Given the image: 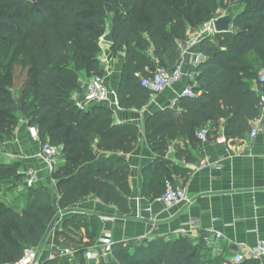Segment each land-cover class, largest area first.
Instances as JSON below:
<instances>
[{"label":"trees","instance_id":"obj_1","mask_svg":"<svg viewBox=\"0 0 264 264\" xmlns=\"http://www.w3.org/2000/svg\"><path fill=\"white\" fill-rule=\"evenodd\" d=\"M231 0H0V143L13 140L20 121L37 129L39 141L59 146L61 156L48 180L26 187L18 210L0 198V264H14L26 248H36L57 211L65 210L83 194L130 212L129 165L117 152L132 151L140 129L133 123H115L103 103L81 110L74 105L91 76H103L100 39L109 31V51L123 54L116 90L122 109H141L150 92L140 83L157 66L172 72L179 60L178 43L187 31L217 18ZM227 32L202 37V57L190 83L193 96L178 98L179 110L165 108L147 117L145 140L157 157L142 169L141 192L154 199L164 192L165 181L174 186L176 164L163 159L167 143L180 135L189 142L177 156L196 150L195 132L208 127L240 138L260 115V95L251 83L264 68V0H239ZM96 151L107 153L98 156ZM183 170V169H182ZM185 174V170L180 171ZM47 176V175H46ZM25 180L21 162H0V190L19 187ZM25 184V183H24ZM87 242L77 240L65 225L63 243L75 247L73 264H96L84 257L99 237L96 215L73 220ZM110 255L117 264H223L211 256L201 240L186 235L143 240L130 248L112 242ZM43 264H63L59 256ZM238 264H255L244 261Z\"/></svg>","mask_w":264,"mask_h":264},{"label":"crops","instance_id":"obj_2","mask_svg":"<svg viewBox=\"0 0 264 264\" xmlns=\"http://www.w3.org/2000/svg\"><path fill=\"white\" fill-rule=\"evenodd\" d=\"M197 30V28L188 30L187 38L178 43L180 57L177 65L181 67L182 72L180 81L157 95H150L148 102L139 110L122 109L117 106L115 95L123 65V54L114 57L109 47L105 49L104 56L108 64L104 67L103 77L109 90V98L103 105L111 111L115 123H133L140 129L138 142L132 151L115 153L125 158L129 165L130 212L120 213L113 204L98 199L93 192L83 194L77 202L61 210L57 207V195L53 194L52 201L57 213L49 224L50 228L45 233L44 240L35 248L42 264L55 255L60 257L63 264H73L76 249L71 245L63 244L65 242L61 232L66 225L74 231L77 240L87 242L83 235L84 230L75 229L72 227V222L74 219L87 220L91 215H96L101 223L99 237L109 233L112 242H124L130 248L143 240L156 237L168 239L179 235H186L197 244L205 236L218 232L221 236L214 237L212 244L207 245V248L210 255L218 257L223 264H238L233 262L236 253L244 252L257 241L264 240V109L262 106H260V115L250 122L251 128L240 138H226L225 143L217 144L211 137L205 143L199 142L196 150L189 155L180 156H177L178 150L184 149L190 141L187 135H180L168 141L163 159L168 160L170 165L179 166L180 171L185 170V174L179 171L172 172L171 176L175 185L183 187L188 192L191 197L189 203L165 206L158 201L160 196L151 199L143 196L141 192L142 169L157 157L152 144L145 140L144 122L148 116L162 109L179 110L177 98L182 89L190 87V83L195 78L192 57L199 52L200 40L194 43L192 41L197 38ZM250 86L254 90L260 88L257 81H253ZM252 129L257 130L254 137L250 136ZM217 130L218 133H223V120L218 123ZM10 141L5 142L4 145L10 143L15 149L12 153L16 151V154L10 156L6 149L0 147V162L8 163V158L17 156L19 159L17 158L16 161L21 162L22 172L29 167L42 166L35 157L38 143L28 137L25 121H20L15 137ZM96 154L102 156L107 153L96 151ZM203 157H206L207 165L197 169L198 161ZM45 179L48 180V175ZM181 229L184 230L183 234L179 233ZM65 248L72 249L73 254L61 256L60 251ZM102 256L94 260L85 259L96 264H117L110 252L103 253Z\"/></svg>","mask_w":264,"mask_h":264},{"label":"built area","instance_id":"obj_3","mask_svg":"<svg viewBox=\"0 0 264 264\" xmlns=\"http://www.w3.org/2000/svg\"><path fill=\"white\" fill-rule=\"evenodd\" d=\"M217 19V18H216ZM211 19L209 22L202 25L201 28L197 30L196 39L192 42L199 41L202 37L212 36L216 32L214 30L213 21ZM103 63H107V58L103 55L100 56ZM202 59L200 53L193 54L192 63L197 65ZM181 67L176 65L172 72H168L161 66H157L155 70L149 77L142 78L140 83L143 87L149 90L151 95H157L163 92L166 88L177 83L181 79ZM257 82L260 86L264 87V68H260L257 72ZM193 92L190 87L182 89L179 94L181 96H193ZM178 97V98H179ZM109 98V90L103 76H93L88 82L85 83L83 91L81 94L74 97V105L78 109H85L91 104L105 103ZM177 98V99H178ZM176 99V100H177ZM260 106L264 109V92L260 95ZM257 134L256 129H252L250 136L254 137ZM27 135L32 140L38 143V149L35 157L41 162V167H29L25 172V186L30 188L36 185L42 180V172L45 175H50L57 165L59 158L61 156V149L59 146L52 145L49 142L41 143L39 141L38 132L36 127L27 126ZM196 139L202 144L207 142L211 137L217 144H223L226 142V137L223 133H217L215 136L209 134L208 127H202L195 132ZM207 165L206 157L201 158L198 161L197 169L203 168ZM158 201L165 206L179 204V203H189L191 197L188 192L180 186H174L171 181L167 180L164 184V192L158 198ZM179 233L183 234L184 230L181 229ZM220 233H215L214 235H207L203 238L206 245H211L213 238H219ZM112 244L111 235L109 233H104L99 237L93 246L84 252V256L87 260H94L98 256L103 257V253H108L110 245ZM73 250L69 248L62 249L60 251L61 256H71ZM246 259L253 261L255 264H264V240L257 241L251 247H247L244 252L236 253L233 256L234 263H240ZM14 264H42L39 260L37 251L35 248L24 249L22 256Z\"/></svg>","mask_w":264,"mask_h":264},{"label":"rangeland","instance_id":"obj_4","mask_svg":"<svg viewBox=\"0 0 264 264\" xmlns=\"http://www.w3.org/2000/svg\"><path fill=\"white\" fill-rule=\"evenodd\" d=\"M238 3H239V0H231L229 2V5H228L226 10H221V11L219 10V12L217 13V15L219 14L217 16V18L222 17V16H224V15H226L228 13L234 12V9H236ZM201 27H202V25L198 26L197 29H199ZM99 45H100V52H101L100 55H101V57H103V55L105 54V49H107L109 47V43L103 41L102 38H101ZM106 64H108V63H104V65H106ZM92 77L93 76H91L90 78H92ZM90 78L86 82H88L90 80ZM7 141L11 142L10 140H5L4 142L0 143V147L6 149V152L8 154H10V156L12 154H16L15 153L16 151H14V153H12V151L15 150V149H14V147H11L10 143L4 145V143L7 142ZM17 158H18L17 156H13V158H8L7 161L11 162V160H13V159H14L13 161H16ZM44 173L45 172L43 171L42 172V180L37 183V186L40 185V183H42V181H44V178L46 177V175ZM3 186L4 185L1 186L0 198L3 199L8 205H10V206L11 205H16L15 207H17L18 210L21 209L24 206V203L22 202V199L20 198L19 195L24 193V190L26 189L25 184L23 183V181L21 182V184L18 185L19 188L18 187L17 188L13 187V188L5 190Z\"/></svg>","mask_w":264,"mask_h":264},{"label":"water","instance_id":"obj_5","mask_svg":"<svg viewBox=\"0 0 264 264\" xmlns=\"http://www.w3.org/2000/svg\"><path fill=\"white\" fill-rule=\"evenodd\" d=\"M232 21H233V13L232 12L215 19L213 21V26H214L215 32L219 33V32L229 31V28L232 25ZM102 40L107 42V43H111L112 42V32L109 31L108 33H106L102 37ZM49 228H50V225H48V227L46 229V233L49 231Z\"/></svg>","mask_w":264,"mask_h":264}]
</instances>
